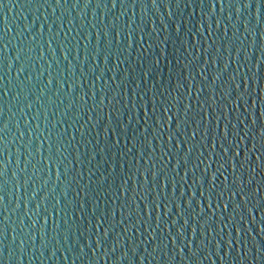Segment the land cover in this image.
<instances>
[{
	"label": "water",
	"instance_id": "water-1",
	"mask_svg": "<svg viewBox=\"0 0 264 264\" xmlns=\"http://www.w3.org/2000/svg\"><path fill=\"white\" fill-rule=\"evenodd\" d=\"M220 2L0 0V264H264V22ZM146 167L163 169L149 192Z\"/></svg>",
	"mask_w": 264,
	"mask_h": 264
},
{
	"label": "snow or ice",
	"instance_id": "snow-or-ice-1",
	"mask_svg": "<svg viewBox=\"0 0 264 264\" xmlns=\"http://www.w3.org/2000/svg\"><path fill=\"white\" fill-rule=\"evenodd\" d=\"M180 0H176V3L179 4ZM57 6H59V0H57ZM113 7H116L117 6V0H113V4H112ZM153 6H155V0H153ZM214 8L217 7V4L214 2L213 5H212ZM228 7L229 8H232V7H235L237 13H239L241 11V8L243 9H248V10H251L253 7L255 8V25L254 26H250V23H246L244 25L245 27V31L247 32H254L256 30V27H258L262 22V14H264V0H228ZM220 8L222 9L223 8V0H221L220 2ZM229 19H231V17H229ZM217 24L220 23V20H217L216 21ZM233 27L236 29V25L234 24ZM176 31L179 32L180 31V28L179 26L176 28ZM238 31V29H237ZM131 35V33L129 34ZM225 35H227V32H225ZM233 37H235V40H230V41H225L224 43H228L230 45V47L233 49V48H239V51L237 52V55L239 56L240 55V51H241V47L237 46V39L236 38V32H233ZM213 43H215V41H213ZM253 44H255V42H253ZM221 47H223V44H221ZM230 51H229V55H230ZM261 55L262 57H264V47L261 48ZM17 59H19V56H17ZM65 59H67V56H65ZM119 59V57H118ZM209 60L210 62H218L220 60V51L217 49L215 52H213L210 56H209ZM230 62L229 58H228V61L227 63L225 64V67L228 66V63ZM155 65L158 66L159 65V60L157 59L155 61ZM20 71L23 72L25 71L24 68H20ZM182 71H181V74L182 75ZM247 75V74H245ZM233 80L235 79V77H231ZM252 77H248V79H251ZM53 81L52 80H49V83H52ZM244 82V81H243ZM180 83H179V80H178V83H177V89L180 88ZM237 87H240V85H237ZM202 91V89H201ZM231 93H229L230 95ZM175 99V98H174ZM205 103H207V101H205ZM234 103H237V105H239L238 101L234 100ZM176 103H174L172 106H175ZM171 107H164L163 108V112L164 113H168L170 110H171ZM153 111H155V109H153ZM189 111H191V104L189 105H184V114H185V120L181 121L178 117H177V123H176V131L173 133H171V135L169 136V141H171L172 137L176 136L178 133H180V128L179 126H183V128L185 126L188 125V114H189ZM203 111V106H201L200 109H198L196 111V115L200 117L199 119V122L196 121V116H192L191 119H192V122L195 124V127L193 128V132H192V136L189 138V139H185L183 141L184 144H188L189 141H195V137L197 135V133L200 132V125L203 123V120H204V117L203 116H200L199 114ZM178 112H179V109H178ZM204 113V112H203ZM162 119V117H161ZM173 117L169 116L168 117V120L169 121H172ZM229 124L231 123V121L228 122ZM253 123H255V121H253ZM169 127L171 126V124H168L166 123ZM165 126V125H164ZM217 128L219 127V124L217 122ZM235 125H233V128L235 129ZM261 131H260V139H261V147L264 148V124H262L261 126ZM7 130V127H5V129L3 130H0V131H6ZM210 133V129L209 130H206L204 131V135L207 136L209 135ZM83 135V134H82ZM233 135L235 136L236 133L234 132ZM75 137H73L74 139ZM229 141V131H228V124L225 125V132L221 138V142H220V148L222 149L223 151V157L227 156L228 155V152L229 151H234L235 148H238L239 147V144L236 143V141L234 139L231 140V143H228ZM224 142H227V147L225 146V143ZM42 146V145H41ZM196 144H192L191 147H188L187 148V152H186V156H185V159L182 161V164L184 167H186L190 162H191V154L193 152V150L196 148ZM216 146V145H214ZM235 146V148L233 147ZM59 149L56 148V152H58ZM133 149H129V152H132ZM180 149L176 152V153H173L171 152V155H179L180 154ZM49 152L52 153V155L49 156V161L50 162H56V160L59 161V164L60 165H64V160H61V159H58L57 156L55 157L54 159V156L55 154L53 153V148H52V145L50 144L49 145ZM125 155H127L125 153ZM169 153L168 152H164L163 155H162V159L164 158V156H168ZM236 155H239V153H236ZM200 156H203V152L200 153ZM65 160L67 159L66 157L64 158ZM197 159L199 160V157H197ZM71 163V162H69ZM154 163V161H153ZM168 164H171V158L167 161ZM204 161L203 160H199V163L193 165V175H195V170L197 168L200 167V164H203ZM65 166V176H67L68 174L72 173L73 172V168H67V165H64ZM49 167H51V163L49 164ZM220 167H223V165H221ZM6 170V168H5ZM59 171V169H58ZM115 171V169H114ZM137 173L139 174L140 172V169L137 168ZM205 171V175L203 177L204 179V182L207 183V176H206V173H207V168L204 170ZM217 172H219V168L216 169ZM163 172V169H158L155 173L153 172V167H146L145 168V174H144V183H146L148 185L146 191L149 192L150 190L152 191L153 188H158L160 187V185L158 183H156L157 181H159L160 179V175L162 174ZM235 172V169H233V174ZM0 175H3V173H0ZM61 175V174H60ZM188 173L185 172V176H187ZM77 176H81L82 177V173H79L77 175H73L72 177V181L69 182V185H71L73 182L77 181ZM150 177V179H149ZM57 179L59 180L60 179V176L58 175L57 176ZM119 179L122 180L123 183H128V180L131 179V176L127 175V176H123V177H119ZM108 180V177H105V182H107ZM165 180H167V177H165ZM192 183L195 184L196 183V180L193 179L192 180ZM152 185L151 189L149 188V185ZM139 187V186H138ZM165 187H167V184H165ZM204 187V184H201L200 185V188H198L197 190H199L200 192V195H202L200 189H202ZM213 187H215V185H213ZM3 189V186L0 185V190ZM138 190V189H137ZM243 191V189H241V192ZM233 194H236L235 192ZM212 193L210 192L209 193V197H211ZM195 196H196V193L194 194L193 197H190L188 199V206L191 207L192 206V203H193V200H195ZM3 200V197H0V201ZM229 204H225L224 207L225 208H228ZM81 208H83L84 206L83 205H80ZM121 207L123 208L124 205H121ZM121 215H123V213H121ZM214 215V213H213ZM108 216H109V209L106 208L104 211H103V215L99 218L100 219V224H105L107 223L108 224V227H105L104 228V238H107V236L109 235V233L112 231V228H113V225L109 224L108 222ZM45 223H47L45 221ZM185 224L188 223L187 220L184 221ZM98 224V225H100ZM66 230L68 232H71L72 231V227L70 224H66ZM90 231V229H89ZM125 231H127V229H125ZM196 229H193V232L195 233ZM6 232V227H0V236H2L4 233ZM97 244L99 245L100 244V240L98 239L97 240ZM81 251H83V249H81ZM193 255H195V253H193ZM141 264H143V261H141Z\"/></svg>",
	"mask_w": 264,
	"mask_h": 264
}]
</instances>
